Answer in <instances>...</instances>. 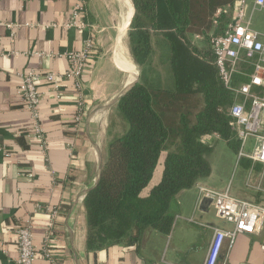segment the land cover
Listing matches in <instances>:
<instances>
[{"label": "crops", "instance_id": "obj_1", "mask_svg": "<svg viewBox=\"0 0 264 264\" xmlns=\"http://www.w3.org/2000/svg\"><path fill=\"white\" fill-rule=\"evenodd\" d=\"M77 1L0 0V264H17L16 231L22 225L32 228L35 264H203L213 228L232 225L209 217L211 204L198 200L197 194L186 198L185 190L177 194L175 220L167 236L147 229L137 243L86 249L82 200L99 172L110 102L126 88L134 70L127 76L119 66L126 61L119 46L124 55L129 52L124 37L117 40L121 2L84 0L86 26L66 27ZM7 23L16 26L8 28ZM88 38L97 52L80 78L81 91L70 78L58 88L43 80L38 83L42 98L36 119L41 138L37 137L35 119L18 91L21 73H64L68 61L61 54L81 50ZM164 156L156 169L160 165L162 170ZM156 169L143 195L160 179L161 171L152 183ZM212 173L211 167L208 178ZM251 192L261 199L253 190L237 197L250 198ZM46 244L49 258L43 255ZM223 263L264 264V224L257 233H239L230 249L223 239L215 264Z\"/></svg>", "mask_w": 264, "mask_h": 264}, {"label": "trees", "instance_id": "obj_2", "mask_svg": "<svg viewBox=\"0 0 264 264\" xmlns=\"http://www.w3.org/2000/svg\"><path fill=\"white\" fill-rule=\"evenodd\" d=\"M235 2L132 0L127 46L139 74L110 109L99 178L82 200L88 251L137 243L147 229L167 236L177 194L211 174L214 140L238 153L228 114L234 96L220 80L210 42L229 20L222 16L213 27L215 10ZM162 153L160 179L143 195ZM240 162L250 167L248 159Z\"/></svg>", "mask_w": 264, "mask_h": 264}, {"label": "built area", "instance_id": "obj_3", "mask_svg": "<svg viewBox=\"0 0 264 264\" xmlns=\"http://www.w3.org/2000/svg\"><path fill=\"white\" fill-rule=\"evenodd\" d=\"M249 7V0H236L233 5L227 4L217 8L212 18L213 27L218 25L222 16H229V20L219 34L211 37L210 42L220 80L234 96L233 102L228 107V114L231 118L230 125L240 139L237 156L239 159L246 158L251 161L245 187L261 194L264 193V126L262 120L264 116V34L251 28L250 20L246 18ZM257 7L264 8V0H252L251 10ZM83 14L84 0H78L72 7L65 26L83 29L86 26L82 20ZM6 26L13 29L16 25L7 23ZM96 52L94 44L88 38L81 50L61 54L68 61V68L64 73L42 72L36 69H28L21 73L18 91L35 119L33 129L37 137L41 138V130L36 119L37 108L42 98L38 83L43 80L54 88H58L64 79L70 78L81 91L80 78L89 58ZM236 77H243L246 80L237 81ZM79 118L78 113L76 120ZM248 137L254 138V145L249 153L243 150ZM257 163L262 167L261 174L259 178L254 179L251 171ZM194 186L197 189L198 200L209 198L214 215L232 225L230 228H213L211 243L203 264H215L223 239L227 240V248L230 249L239 233L254 234L261 230L264 224V199L256 202L238 198L231 194L230 185L224 189H216L199 182ZM189 220L195 221L193 216ZM16 232L17 264H35L36 248L31 226H19ZM48 240L49 235L47 234L44 242L47 243ZM43 255L46 258L50 257L47 244L43 248Z\"/></svg>", "mask_w": 264, "mask_h": 264}, {"label": "rangeland", "instance_id": "obj_4", "mask_svg": "<svg viewBox=\"0 0 264 264\" xmlns=\"http://www.w3.org/2000/svg\"><path fill=\"white\" fill-rule=\"evenodd\" d=\"M132 1V0H131ZM133 12V10H132ZM246 18L250 20V26L252 29L264 34V8H255L254 10H251V6L248 8L246 12ZM130 25V24H129ZM129 29L126 28L125 30V36L124 39L122 40L123 43L126 42L127 44V31ZM198 44L200 43V39H196L195 37L193 38ZM129 50V49H128ZM127 57L129 60L132 61V63L136 67V73L137 75L139 74V67L134 63V61L131 58L130 53L128 52ZM118 58V57H117ZM133 64L127 63L126 61L123 62V65H119L126 73L127 76L131 70V67L134 66ZM263 120V126H264V116L262 118ZM102 124L106 126V120L103 118ZM119 130V128H118ZM254 145V138L253 137H248L246 140V143L244 145L243 150L247 153L252 151ZM209 160L211 163L212 167V176L210 178H206L204 180V183L207 184L210 187L213 188H225L227 185H230V192L234 196H242L241 193L245 191V193H249L250 190L246 189L244 187V178H245V173L246 169L242 166L240 159L238 158L237 154H235L227 145L226 143L221 140V139H215L214 140V147L209 155ZM161 171V166L159 165L158 168L156 169L154 178L152 183L155 182V177H157L158 173ZM261 170H257L254 168V170L251 171V176L252 178H259V174ZM247 175V173H246ZM244 176V177H243ZM252 193V192H251ZM197 194V189L195 186L185 190L184 196L191 197L192 195ZM250 198H247L248 200L251 201H258L261 200L262 198L264 199V193H261V199L260 197H256L252 193V195H247ZM246 199V198H244ZM209 217L214 218V209L212 205L210 206V210L208 212ZM215 219V218H214Z\"/></svg>", "mask_w": 264, "mask_h": 264}, {"label": "bare ground", "instance_id": "obj_5", "mask_svg": "<svg viewBox=\"0 0 264 264\" xmlns=\"http://www.w3.org/2000/svg\"><path fill=\"white\" fill-rule=\"evenodd\" d=\"M119 1L121 2L122 6L124 7V12H123V14L121 16L120 23H119V26H118V28H119V33H118L119 36H118V39H117L118 40V43H120L121 39L124 37L125 27L126 28L128 27V24H129L131 15H132V2L130 0H119ZM129 1H130V3H129ZM116 49H118V48H116ZM118 52L123 57V59H125L128 63L133 64L132 61H130L129 58L122 53V51L120 50V46H119V51ZM131 69L134 70V73H133V77L130 80V82L127 83V86H128V84H130L131 82H133V80H135V78L137 76L136 67L135 66H132Z\"/></svg>", "mask_w": 264, "mask_h": 264}, {"label": "water", "instance_id": "obj_6", "mask_svg": "<svg viewBox=\"0 0 264 264\" xmlns=\"http://www.w3.org/2000/svg\"><path fill=\"white\" fill-rule=\"evenodd\" d=\"M132 10H133V12H132V15H131V18H130V21H129V24H130V22H131V19H132V16H133V14H134V7H133V3H132ZM129 24H128V26H129ZM128 28V27H127ZM137 78H138V75L136 76V78H135V80H133V82H131L130 84H128V86L126 87V88H124V90L119 94V95H117V97H115L111 102H110V105H112V104H114L117 100H118V98L120 97V96H122L136 81H137ZM100 168H101V162H100V164H99V172H98V175H97V177H96V179H95V182H94V184H93V186H95V184L97 183V181H98V178H99V173H100ZM92 186V187H93ZM91 187V188H92ZM202 202H205V203H211V200L209 199V198H202Z\"/></svg>", "mask_w": 264, "mask_h": 264}]
</instances>
